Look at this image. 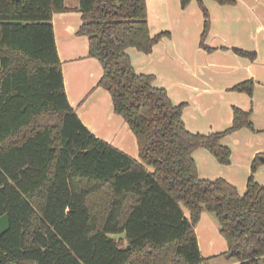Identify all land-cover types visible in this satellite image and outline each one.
<instances>
[{"label": "trees", "instance_id": "16d2710c", "mask_svg": "<svg viewBox=\"0 0 264 264\" xmlns=\"http://www.w3.org/2000/svg\"><path fill=\"white\" fill-rule=\"evenodd\" d=\"M200 46L209 29L204 0ZM234 5L235 0H212ZM76 10L89 56L103 69L98 86L129 125L139 161L97 139L67 100L52 26L55 13ZM169 32L149 33L145 0H0V264H205L195 234L202 212L212 214L227 243L222 256L264 264V185L250 167L246 191L222 178L200 179L192 154L207 150L220 165L231 151L225 135L254 131L250 114L233 107L232 125L199 134L174 105L138 74L127 49L149 54ZM254 60V51L232 48ZM254 82L233 90L251 96ZM185 210L188 216L185 215Z\"/></svg>", "mask_w": 264, "mask_h": 264}, {"label": "crops", "instance_id": "0c3cea01", "mask_svg": "<svg viewBox=\"0 0 264 264\" xmlns=\"http://www.w3.org/2000/svg\"><path fill=\"white\" fill-rule=\"evenodd\" d=\"M145 1L150 35L167 31L169 37L159 40L149 54L133 48L126 52L136 73L153 75L154 86L164 89L174 105L184 104L185 128L204 135L221 132L232 125L233 107L250 114L254 131L241 128L220 141L231 151L228 165H220L203 148L193 152L199 178H222L243 195L258 156L261 165L254 179L264 185V0H235L234 5L204 0L209 29L202 43L210 51L200 46L204 19L196 1L184 9L179 0ZM64 5L76 8L78 0H64ZM51 22L69 105L92 135L139 161L134 133L115 113L109 92L98 86L102 66L89 56L87 37L77 34L81 14L55 13ZM232 48L254 51L256 57H240ZM248 80L254 82L251 96L233 90ZM195 234L202 257L208 259L205 264H238L222 256L227 243L212 214L201 213Z\"/></svg>", "mask_w": 264, "mask_h": 264}, {"label": "water", "instance_id": "95a60500", "mask_svg": "<svg viewBox=\"0 0 264 264\" xmlns=\"http://www.w3.org/2000/svg\"><path fill=\"white\" fill-rule=\"evenodd\" d=\"M9 229V219L7 214L0 217V234L5 233Z\"/></svg>", "mask_w": 264, "mask_h": 264}]
</instances>
